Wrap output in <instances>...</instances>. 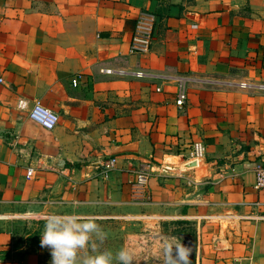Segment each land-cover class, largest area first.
<instances>
[{"label": "crops", "instance_id": "0c3cea01", "mask_svg": "<svg viewBox=\"0 0 264 264\" xmlns=\"http://www.w3.org/2000/svg\"><path fill=\"white\" fill-rule=\"evenodd\" d=\"M140 19L150 48L132 54ZM36 103L58 114L53 129L29 117ZM195 141L206 155L191 162ZM261 159L264 0H0V264H51L52 213L95 218L126 251L192 233V264H264Z\"/></svg>", "mask_w": 264, "mask_h": 264}, {"label": "clouds", "instance_id": "9594fccd", "mask_svg": "<svg viewBox=\"0 0 264 264\" xmlns=\"http://www.w3.org/2000/svg\"><path fill=\"white\" fill-rule=\"evenodd\" d=\"M106 238L93 217L52 213L45 217L40 244L51 250V264H113L110 251L98 250L96 241L102 243ZM89 249L95 254H89ZM116 259L119 264H131L132 257L122 249Z\"/></svg>", "mask_w": 264, "mask_h": 264}, {"label": "built area", "instance_id": "2783aa9c", "mask_svg": "<svg viewBox=\"0 0 264 264\" xmlns=\"http://www.w3.org/2000/svg\"><path fill=\"white\" fill-rule=\"evenodd\" d=\"M150 37L151 28L150 23L143 19L138 21L136 29L134 31V36L132 40V45L130 47V52L132 54H141L149 51L150 48ZM79 81V77L73 79V83L76 85ZM187 99V91L184 85H182L178 91L176 104L182 107ZM27 102L24 99L19 100V106L25 108ZM29 117L42 125L44 128L53 129L59 120L58 114L41 103H36L32 106L29 111ZM206 149L205 145L201 141L193 142L191 149L188 154V158L191 162L199 161L205 158ZM116 159H109L103 163V168L101 169V175L106 178L109 176L111 170L114 168V163ZM151 165L150 162H144L135 171V176L132 181V197L135 200L147 201L150 198L149 180L151 175ZM34 172L32 167L28 168L27 175L31 176ZM255 172V182L254 188L258 191L264 190V160H259L254 166Z\"/></svg>", "mask_w": 264, "mask_h": 264}, {"label": "rangeland", "instance_id": "374dc122", "mask_svg": "<svg viewBox=\"0 0 264 264\" xmlns=\"http://www.w3.org/2000/svg\"><path fill=\"white\" fill-rule=\"evenodd\" d=\"M110 231L107 234V238L102 243L96 241L98 250L100 252L110 251L113 254V264H119V261L116 259V253L125 247V236L120 231H118L119 234L117 235V232L114 233L112 230ZM140 243L141 240L127 241V252L132 257L131 264H172L167 259V252L164 245L162 246L156 242L146 241L141 245ZM89 251L91 253L90 249Z\"/></svg>", "mask_w": 264, "mask_h": 264}, {"label": "water", "instance_id": "95a60500", "mask_svg": "<svg viewBox=\"0 0 264 264\" xmlns=\"http://www.w3.org/2000/svg\"><path fill=\"white\" fill-rule=\"evenodd\" d=\"M196 255V239L192 233L181 235L179 244L170 245L167 251V259L172 264H192Z\"/></svg>", "mask_w": 264, "mask_h": 264}]
</instances>
